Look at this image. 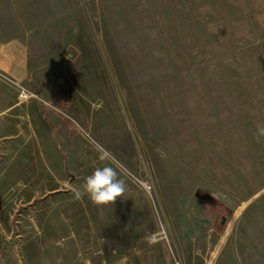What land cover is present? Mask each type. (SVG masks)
I'll use <instances>...</instances> for the list:
<instances>
[{
    "label": "rangeland",
    "instance_id": "1",
    "mask_svg": "<svg viewBox=\"0 0 264 264\" xmlns=\"http://www.w3.org/2000/svg\"><path fill=\"white\" fill-rule=\"evenodd\" d=\"M43 23V101L0 69L47 112L0 142V264H264V0H0V36ZM104 149L126 191L96 205Z\"/></svg>",
    "mask_w": 264,
    "mask_h": 264
},
{
    "label": "crops",
    "instance_id": "2",
    "mask_svg": "<svg viewBox=\"0 0 264 264\" xmlns=\"http://www.w3.org/2000/svg\"><path fill=\"white\" fill-rule=\"evenodd\" d=\"M24 25V24H23ZM47 23L39 26H31L26 32L20 33L13 38L0 36V69L7 75L25 80L29 87L35 92H47L49 85L47 75L50 66L47 62L63 61L66 52L63 47V39L48 31L53 26L44 27ZM49 25H53L50 23ZM45 29V31H43ZM46 63H41V62ZM0 85V142L10 139L7 124H16L13 136L22 133L19 129V122L31 120L40 116H47V112L39 107V103L17 104L15 99L5 98V91ZM37 101V100H34ZM38 104V105H37ZM38 109H40L38 111ZM8 132V135L6 133Z\"/></svg>",
    "mask_w": 264,
    "mask_h": 264
},
{
    "label": "clouds",
    "instance_id": "3",
    "mask_svg": "<svg viewBox=\"0 0 264 264\" xmlns=\"http://www.w3.org/2000/svg\"><path fill=\"white\" fill-rule=\"evenodd\" d=\"M258 127L260 134L264 135V127ZM98 159L103 166L96 167L90 175L86 176L82 192L77 190V195L87 194L96 205L113 204L118 197H123L126 184L113 165L112 161L115 157L108 149L99 152Z\"/></svg>",
    "mask_w": 264,
    "mask_h": 264
},
{
    "label": "built area",
    "instance_id": "4",
    "mask_svg": "<svg viewBox=\"0 0 264 264\" xmlns=\"http://www.w3.org/2000/svg\"><path fill=\"white\" fill-rule=\"evenodd\" d=\"M18 99H19L20 103H25V102H28L31 100L43 101V99L39 93H37L35 91H31V90L23 88V87H20V89H19ZM144 186L146 188L150 189V186L147 183H145ZM149 239L151 242H155V241H157V236L151 235Z\"/></svg>",
    "mask_w": 264,
    "mask_h": 264
},
{
    "label": "trees",
    "instance_id": "5",
    "mask_svg": "<svg viewBox=\"0 0 264 264\" xmlns=\"http://www.w3.org/2000/svg\"><path fill=\"white\" fill-rule=\"evenodd\" d=\"M205 198H208V201H214L216 204H217V199L215 198V197H213V196H210L209 194H207V197H205ZM4 251V250H3Z\"/></svg>",
    "mask_w": 264,
    "mask_h": 264
}]
</instances>
